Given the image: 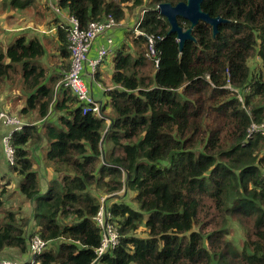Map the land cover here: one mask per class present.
I'll return each mask as SVG.
<instances>
[{"label":"trees","instance_id":"1","mask_svg":"<svg viewBox=\"0 0 264 264\" xmlns=\"http://www.w3.org/2000/svg\"><path fill=\"white\" fill-rule=\"evenodd\" d=\"M179 1L55 0L81 28L107 15L125 22L144 8L139 33L128 30L115 51L101 115L83 113L59 87L63 74L41 64L46 49L38 37L20 34L0 46V89L19 65L26 95L18 112L35 111L40 120L12 133L9 170L35 204L27 217L5 210L0 251L28 253L36 233L45 248L28 264H264V135L247 136L251 122L264 120V0H203V11L227 20L215 35L200 20L182 50L155 9ZM178 23L189 27L181 17ZM57 30L65 69L68 28ZM145 34L154 38L157 64ZM253 56L262 62L258 73L247 65ZM40 146L55 172L44 193L31 158ZM131 192L127 201L117 198ZM5 193L4 183L0 206ZM98 193L108 194L119 242L96 257ZM235 222L244 235L239 243L231 238ZM140 227L146 235L137 234Z\"/></svg>","mask_w":264,"mask_h":264},{"label":"built area","instance_id":"2","mask_svg":"<svg viewBox=\"0 0 264 264\" xmlns=\"http://www.w3.org/2000/svg\"><path fill=\"white\" fill-rule=\"evenodd\" d=\"M56 13H60L61 9L54 6ZM144 8L139 7L137 10L138 16L135 22L131 25V29L134 32L139 33V24L141 22ZM69 25L67 33L68 51L70 53L69 67L63 74V77L58 82L60 88L68 89L75 96L77 103L82 107V112H92L97 115H101V103L94 99L90 94L86 76L85 67L90 71L91 76H94L98 65L105 55L108 53V48H101L98 51L96 58H89L88 51L92 45V42L100 34L107 32L110 29L120 26L112 15H107L101 20H93L88 23L85 28H81L79 21L69 16ZM148 41V52L149 55L154 58L155 63H158L156 57V51L154 48V38L152 35L145 34ZM110 42V39H108ZM89 67V68H88ZM239 99L241 97L239 96ZM24 122L13 113H9L5 110H0V126L5 127L7 130L1 138L2 150L5 159L9 163L14 162L15 149L11 143V137L13 131L20 130ZM261 133L264 135V120L260 122H251L247 127V136H252L254 133ZM110 201L107 200V196H101L99 198V206L93 221L96 226L100 229V242L95 249L96 257L103 253L111 251L119 242V233L114 222V217L109 209ZM29 252L31 253L32 259L34 260L35 255L41 253L45 248V242L38 235L34 234L29 240ZM0 264H28L27 262H19L10 258L0 259Z\"/></svg>","mask_w":264,"mask_h":264},{"label":"crops","instance_id":"3","mask_svg":"<svg viewBox=\"0 0 264 264\" xmlns=\"http://www.w3.org/2000/svg\"><path fill=\"white\" fill-rule=\"evenodd\" d=\"M35 0H31L29 5H32ZM46 1V0H45ZM48 5L51 6V8L54 10L55 6V0L51 1L49 0ZM33 7V6H31ZM26 8V7H25ZM5 11H11V10H5ZM34 12H37V10L34 9ZM55 12V11H54ZM51 10V13L48 11V8H44L42 12L36 13L38 16L46 19L45 22H43L42 27H48L49 30H41L42 33L45 34H40V30H22L18 33L15 34V36H18L20 34L25 35L26 37L30 36H36L40 39V41L44 44L45 49H46V55L45 59L41 63L44 68L46 69H51L53 66L57 69H60V72L62 74L65 73V71L68 69L69 65L67 68H61V53L58 50V46L60 44V41L58 39L57 35V28L58 26L63 27V28H68L69 25V20H68V15L64 10H61L60 13H54ZM53 15V16H51ZM124 25V26H123ZM27 26V25H23ZM120 26L123 28L125 27L126 29L121 32L120 30L113 28L108 30L107 32L100 34L98 37L95 38V40L92 42V45L88 51V57L89 58H96L98 55V51L101 48H108V53L103 57L101 62L98 65V69L96 70V73L94 76L89 75L90 71L85 67V76H86V82L90 91V94L94 97L95 100H97L99 103L103 104L107 100V96L104 93V90L106 87L112 86L111 84V74L112 71L114 70V61L113 57L115 54V51L120 47L122 43H124L127 40V31L131 30V19L125 22H120ZM119 27V26H118ZM54 29V30H53ZM33 32V33H32ZM116 34L120 35L121 42L117 43L115 36ZM14 36V37H15ZM13 37V38H14ZM108 39H110V42H108ZM49 46V48H48ZM48 49L50 50L49 53H47ZM68 49V45H67ZM67 59H64L65 62H67ZM69 64V62H68ZM89 68V67H88ZM63 77V75H62ZM6 88V87H5ZM5 88L2 93H5ZM64 89V88H63ZM8 95V94H7ZM7 99L4 98L1 99L2 104H7ZM24 104V103H23ZM23 104H21L19 107H21ZM107 112V111H105ZM35 115V111H32L28 115ZM25 121L24 123H26ZM31 124H40V120L36 118V121L29 122ZM6 128L3 126H0V184L5 182L6 186H10V184L13 181L12 175H15L14 173H11L9 170V164H7V160L5 159L3 150H2V143H1V138L3 134L6 132ZM45 142L42 143V146L44 147ZM40 151L38 153L36 152L37 150L35 149L34 154H36L37 161L33 160V167H35L39 173V171L42 172V175L39 176L40 180V185L42 188V192L44 193L49 180L55 177V172L53 170V167L47 163L46 160H43V151L41 150V146L39 147ZM41 153V154H40ZM21 179V177H20ZM20 182V180H19ZM18 182V184H19ZM1 184V185H3ZM19 190V189H18ZM34 202V201H32ZM110 203V202H109ZM35 204V202H34ZM33 208V207H32ZM32 208L29 205L26 210H24L26 213L32 212ZM33 221L30 222V224ZM31 253L29 252L28 248V253H21L19 250L15 248H6L2 251H0V259L2 258H10L19 262H27L29 263L30 260L32 259Z\"/></svg>","mask_w":264,"mask_h":264},{"label":"rangeland","instance_id":"4","mask_svg":"<svg viewBox=\"0 0 264 264\" xmlns=\"http://www.w3.org/2000/svg\"><path fill=\"white\" fill-rule=\"evenodd\" d=\"M51 1H53V0H51ZM48 2H49V0H46V1L45 0H35L32 5H28V6H26V8L25 7H23V8L16 7V8L5 9L4 7L0 6V46L2 48L6 47L9 43V41L15 36V34L22 31V30H40V32H38L39 35L42 33L41 30H49V28H48L49 26L48 27H46V26L42 27V24H43V22H45L46 19H44V18H42L36 14L38 12H42L44 8H48V11L50 13H51V10L54 12L55 10H53L51 8V6L48 5ZM31 6H33V7H31ZM34 9L37 10V12H34ZM5 10H11V11H5ZM137 10H138V8H137ZM137 10H133L132 12H129V14H131V17H130L131 25H133V23L136 20V17L138 16ZM51 16H53V15H51ZM23 25H27V26H23ZM116 29L123 32V30H125L126 28L125 27L122 28L121 26H119V27H116ZM131 30H133V29H131ZM42 34H45V33H42ZM115 39H116V42L119 43V42H121L122 38L120 37V35L116 34ZM48 48H49V46H48ZM49 52H50V50L48 49L47 53H49ZM247 65L249 66L250 70L253 72L258 73L262 70V62L258 57L253 56L250 59H248ZM17 68L18 69H17L16 76H14V77H12V79L6 81L7 82V86L5 88L6 92L2 93V91H4V89H0V110H5V111L11 112V113L17 115L19 117V119L23 122H25V121H27V122L36 121L35 115L31 114V115H27V116H22L18 112V109L20 108L19 106L24 103V97H25L26 93H24L22 91V88H21L22 86H21V83L19 80L20 74L18 72H19L20 66L17 65ZM263 75H264V73H263ZM239 96L241 97L240 94H238V98H239ZM4 98H8L7 104L1 103V99H4ZM240 100H242V97ZM36 150H37L36 152L38 153V151H40V148H37ZM35 155L36 154H34L32 152L31 158L34 161H37V158ZM7 164H9V163L7 162ZM38 175L39 176L42 175V172L39 171ZM12 177H13V181L10 184V186H6V193L3 195V204L0 206V217L4 215L6 209H10L13 211L19 210L21 214H23L27 217L31 213H29V212L26 213L24 210H26L29 205L32 208L34 205V202H32L31 200H27L19 192L18 182L20 180V176L15 174V175H12ZM1 184H3V183H1ZM118 194H119V196H117V198L119 197V199H125L127 201V200H129V196L132 195V192L129 193L128 195H127V193H126V195L121 194V193H118ZM97 196H98V198H100L101 196H107V200L110 201L108 199V194L98 193ZM31 225H33V222L31 223ZM137 234L146 235L143 227H140L137 230ZM243 237H244V235H243L242 229L239 226V224L237 222L232 224L231 238L234 239L236 243H239L242 241ZM49 243L56 246V244H55L56 242H54V241L49 242Z\"/></svg>","mask_w":264,"mask_h":264},{"label":"water","instance_id":"5","mask_svg":"<svg viewBox=\"0 0 264 264\" xmlns=\"http://www.w3.org/2000/svg\"><path fill=\"white\" fill-rule=\"evenodd\" d=\"M203 0H185L179 1L176 4L170 2H161L155 9L166 18L169 23V33H175L178 42L179 50H182L186 40H194L192 35V28L200 21H204L211 26L212 34L215 35L218 31V26L221 22L227 19L220 15L211 16L209 13L201 9V2ZM181 17L189 21V27L183 29L179 23L178 18Z\"/></svg>","mask_w":264,"mask_h":264}]
</instances>
